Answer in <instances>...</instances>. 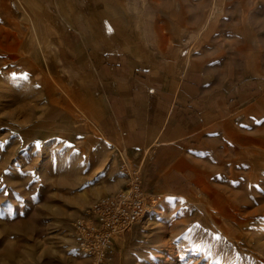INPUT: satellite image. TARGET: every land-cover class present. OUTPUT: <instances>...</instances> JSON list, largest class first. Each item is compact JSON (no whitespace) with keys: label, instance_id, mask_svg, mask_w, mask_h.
<instances>
[{"label":"rangeland","instance_id":"rangeland-1","mask_svg":"<svg viewBox=\"0 0 264 264\" xmlns=\"http://www.w3.org/2000/svg\"><path fill=\"white\" fill-rule=\"evenodd\" d=\"M67 1L0 0V264H91L74 222L95 220L93 203L141 164L106 143L82 59L167 32L175 53L225 63L218 71L255 102L208 134L193 193L161 198L98 264H264V0Z\"/></svg>","mask_w":264,"mask_h":264},{"label":"crops","instance_id":"crops-1","mask_svg":"<svg viewBox=\"0 0 264 264\" xmlns=\"http://www.w3.org/2000/svg\"><path fill=\"white\" fill-rule=\"evenodd\" d=\"M76 29L86 40L88 32L82 25H76ZM86 30L90 35L100 33ZM174 41L175 35L167 32L160 34L155 43L148 36L143 44L119 51L100 52L94 48L90 59H82V70L87 71L103 96L98 125L106 143L138 161L144 191L160 195L163 200L193 193L201 171L209 163L208 134L220 120L232 118L236 111L255 102L244 90L234 91L229 71H218L227 67L225 63L221 61L217 66L215 59L210 60H214L212 64L205 63V55L187 59L178 54L184 48L174 52L176 45L170 44ZM71 49L65 48L72 53ZM218 74L226 76L218 80ZM251 78H245L244 83Z\"/></svg>","mask_w":264,"mask_h":264},{"label":"built area","instance_id":"built-area-1","mask_svg":"<svg viewBox=\"0 0 264 264\" xmlns=\"http://www.w3.org/2000/svg\"><path fill=\"white\" fill-rule=\"evenodd\" d=\"M128 181L124 188L111 196L97 199L89 215L95 220L78 218L74 222L77 248L91 264L109 258L112 254V239L135 222L153 214L161 197L150 198L141 188V175L137 167L129 169Z\"/></svg>","mask_w":264,"mask_h":264}]
</instances>
